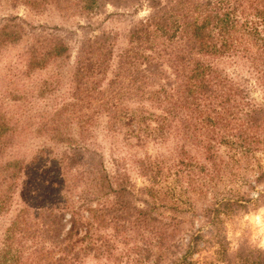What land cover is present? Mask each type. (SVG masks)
Here are the masks:
<instances>
[{
    "label": "trees",
    "instance_id": "16d2710c",
    "mask_svg": "<svg viewBox=\"0 0 264 264\" xmlns=\"http://www.w3.org/2000/svg\"><path fill=\"white\" fill-rule=\"evenodd\" d=\"M11 1L32 11L53 4L86 20L108 5L146 13L116 55L112 33L84 37L69 100L36 113V132L63 150L7 156L15 127L0 111V264L110 257L117 238L145 239L152 264H264V247L243 237L231 245L226 229L227 220L264 204V103L249 83L252 77L264 92V0ZM17 18L0 23V49L26 34ZM37 29L25 50L26 76L70 57L62 36ZM100 116L133 146L173 143L168 155L136 160L148 182L136 191L126 173L111 175L100 150L85 144ZM169 172L202 195L198 213L156 211Z\"/></svg>",
    "mask_w": 264,
    "mask_h": 264
},
{
    "label": "rangeland",
    "instance_id": "374dc122",
    "mask_svg": "<svg viewBox=\"0 0 264 264\" xmlns=\"http://www.w3.org/2000/svg\"><path fill=\"white\" fill-rule=\"evenodd\" d=\"M146 13L145 9L133 12L132 8H114L106 6L100 14L86 20L78 16L63 15L53 4L47 5L41 11H32L24 5L14 4L11 0H0V23L9 17L20 22L25 29L23 38L15 44L6 45L0 49V111H5L15 127L12 146L7 156L19 158L31 157L42 146H49L56 153L65 148L49 139L47 135L36 132L39 120L36 113H41L69 100L70 70L76 50L81 40L89 35L108 31L115 37L113 53L116 55L127 44V34L130 26ZM46 27L51 32L62 36L70 46V57L58 59L47 68L33 74L23 75L25 69V50L38 27ZM229 71L235 68L229 60L224 63ZM243 74L248 76L246 72ZM251 96L258 103H264V92L250 77ZM43 86V88H42ZM42 93L44 96L38 97ZM15 124V125H14ZM85 144L100 150L104 163L111 175L117 172L126 173L130 182L136 187L135 191L146 185L147 180L140 175L136 160L150 153L168 155L173 150V143L158 148L149 146L139 148L133 146L122 137L119 132L109 129L106 118L100 116L90 130ZM69 132V129H68ZM72 134L77 133L75 126ZM264 163V154L261 155ZM172 163V162H170ZM161 181L160 198L165 202L162 210L165 216L177 215L189 217L194 211L198 213L202 207V195L188 188L185 180H180L173 173L167 174ZM258 186L257 189H261ZM138 199L151 200L147 195H139ZM255 197V190L252 192ZM210 199L211 195L207 194ZM159 205V202H157ZM190 205V207H189ZM197 219V218H196ZM196 222V220H195ZM227 235L234 245L236 239L246 238L252 244L264 247V204H261L248 213L239 215L226 221ZM116 249L110 257H95L92 254L84 257L77 264H152L144 251L146 240H130L122 242L117 238Z\"/></svg>",
    "mask_w": 264,
    "mask_h": 264
}]
</instances>
